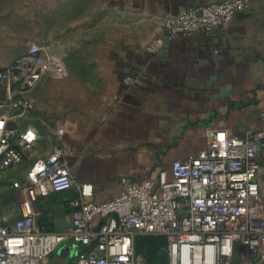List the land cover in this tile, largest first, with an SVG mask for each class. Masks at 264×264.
Instances as JSON below:
<instances>
[{
    "label": "crops",
    "instance_id": "0c3cea01",
    "mask_svg": "<svg viewBox=\"0 0 264 264\" xmlns=\"http://www.w3.org/2000/svg\"><path fill=\"white\" fill-rule=\"evenodd\" d=\"M212 1L221 0H0V70L30 42L64 67L61 78L37 83L34 108L15 120L37 131L21 178L64 130L74 187L40 200L41 226L68 230L64 201L84 183L105 203L126 184L157 182L162 171L171 178L172 163L203 150L209 131L264 133V0L210 33L165 36L167 16ZM6 96L0 83V101ZM260 162L262 195L251 209L264 218V148ZM12 210L13 202L0 213ZM54 255L45 264L66 263Z\"/></svg>",
    "mask_w": 264,
    "mask_h": 264
},
{
    "label": "built area",
    "instance_id": "2783aa9c",
    "mask_svg": "<svg viewBox=\"0 0 264 264\" xmlns=\"http://www.w3.org/2000/svg\"><path fill=\"white\" fill-rule=\"evenodd\" d=\"M252 0H221L167 16L169 40L210 33L246 11ZM64 67L49 48L30 42L11 66L0 70L7 96L0 101V172L21 166L37 131L15 120L34 108L38 82L61 78ZM64 130L50 136V152L12 181L13 210L0 213V264H45L64 251L65 264H147L136 252L140 237L165 238L166 264H264V218L251 202L262 195L260 154L264 133L207 134L198 154L174 161L171 178L126 184L105 203L92 201L90 184L66 199L71 226L57 232L38 223L40 200L65 194L74 179L60 145Z\"/></svg>",
    "mask_w": 264,
    "mask_h": 264
},
{
    "label": "rangeland",
    "instance_id": "374dc122",
    "mask_svg": "<svg viewBox=\"0 0 264 264\" xmlns=\"http://www.w3.org/2000/svg\"><path fill=\"white\" fill-rule=\"evenodd\" d=\"M22 166V165H21ZM17 168V169H10L8 171L0 172V208L5 209L8 207L9 203L14 201V195L9 189L10 183L14 179H19L21 178L23 174L24 168ZM161 241H154L151 239H139L137 242V249L136 252L138 256L143 258V260L147 264H163L165 257L160 255L159 249L162 244ZM152 244H154V248L151 249ZM160 247V248H159ZM53 255L50 257L49 262L54 258ZM48 262V264H49Z\"/></svg>",
    "mask_w": 264,
    "mask_h": 264
},
{
    "label": "trees",
    "instance_id": "16d2710c",
    "mask_svg": "<svg viewBox=\"0 0 264 264\" xmlns=\"http://www.w3.org/2000/svg\"><path fill=\"white\" fill-rule=\"evenodd\" d=\"M139 239H151V240H154V241H161L162 245L160 247H162V248L159 249V252H160V255L163 257L164 251H165L166 245H167V242H166L165 238H160V237H140V238H138L136 240V249H137V242H138ZM154 247H155L154 244H152L151 249H153ZM163 259H164V263L163 264H166V257H163Z\"/></svg>",
    "mask_w": 264,
    "mask_h": 264
},
{
    "label": "water",
    "instance_id": "95a60500",
    "mask_svg": "<svg viewBox=\"0 0 264 264\" xmlns=\"http://www.w3.org/2000/svg\"><path fill=\"white\" fill-rule=\"evenodd\" d=\"M59 253H60V255H64V251L63 250H60Z\"/></svg>",
    "mask_w": 264,
    "mask_h": 264
}]
</instances>
